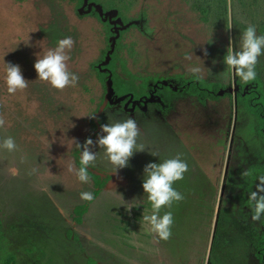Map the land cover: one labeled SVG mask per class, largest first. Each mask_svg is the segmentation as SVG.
<instances>
[{"label":"rangeland","instance_id":"1","mask_svg":"<svg viewBox=\"0 0 264 264\" xmlns=\"http://www.w3.org/2000/svg\"><path fill=\"white\" fill-rule=\"evenodd\" d=\"M107 21L116 34L125 30L129 70L169 88H158L145 111L131 113V101L114 98L96 77L106 64ZM249 24L264 35V0H0V142L12 137L17 146L0 149V264H261L264 216L252 221L248 196L264 175V54L248 84L223 63L229 41L238 50ZM68 36L75 43L67 65L79 81L57 90L38 79L34 63ZM5 63L20 66L27 89L7 92ZM198 83L220 85V97L200 101ZM127 117L146 150L112 173L93 147L90 170L110 181L77 224L75 208L88 203L80 194L95 186L69 171L78 169L74 141H96L102 124ZM177 153L189 168L173 185L184 199L162 209L174 224L171 238L158 240L142 219L152 214L144 167ZM134 200L140 206L127 209Z\"/></svg>","mask_w":264,"mask_h":264},{"label":"clouds","instance_id":"2","mask_svg":"<svg viewBox=\"0 0 264 264\" xmlns=\"http://www.w3.org/2000/svg\"><path fill=\"white\" fill-rule=\"evenodd\" d=\"M226 27L227 29L232 28L230 19ZM74 43L72 37H65L58 40L54 48L45 51L42 57H37L34 69L39 80L47 82L57 90L75 87L78 84V75L70 72L67 65V61L71 59L69 53ZM262 54H264V35H257L256 26L249 24L241 34L238 50H234L231 40L229 41L223 63L233 79L238 77L243 84H248L257 77L256 65ZM184 59L192 61L193 54L186 53ZM189 72L199 79L201 78L202 67H190ZM4 79L7 92L12 95L27 89L29 83L22 75L20 66L11 63H5ZM4 124L5 121L0 116V128ZM101 131L104 135L98 134L96 141L91 138L86 139L83 144L74 141L75 148L80 152V166L78 169L70 167L69 171L74 172L77 179L82 183L89 182V169L96 166L99 153L94 152L93 147H99L103 150L104 158L112 165V173L126 167L134 153L146 150L144 144L138 143L142 133L136 120L132 117L102 124ZM16 147L12 137H6L0 142V149L9 152L15 151ZM152 155L155 156V154ZM188 170V164L182 159L180 153L159 163H148L144 167L142 188L151 204L152 214L145 215L142 219L150 226L149 233H155L158 240L167 241L172 236L173 213L166 211L161 215V212L162 209H170L174 203L184 199V196L173 185L176 181L182 180L184 173ZM248 174V172L243 173L245 176ZM257 179L259 183L255 185L256 190L251 191L248 196L253 222L261 221V217L264 216V175H260ZM80 197L88 202L95 199L91 192H82ZM139 206L138 201L134 200L128 204L127 209L130 210L132 207Z\"/></svg>","mask_w":264,"mask_h":264},{"label":"trees","instance_id":"3","mask_svg":"<svg viewBox=\"0 0 264 264\" xmlns=\"http://www.w3.org/2000/svg\"><path fill=\"white\" fill-rule=\"evenodd\" d=\"M77 1L78 5L81 4H91L95 0H72ZM96 10V8L94 7ZM97 18L103 21V18L100 17L99 13H97ZM103 23V22H102ZM106 26V40L108 41L107 49L103 53V61L106 60V64L101 65V69H96V77L98 80L101 81V84L105 90L111 89L113 96L115 98H134L135 100L141 99H148L151 95V86L146 78L140 76L139 74H134L129 70L128 63H129V52L127 50L126 43H124V34L125 30H123L122 26H119L120 31L116 34L109 24V21L104 22ZM187 85V86H186ZM181 87L187 88L190 87L189 84L183 82ZM221 86L220 85H213L211 88L209 86L204 87L201 83H198V88L196 92L193 94L197 95L200 101L204 102L206 99L210 100H217L220 96ZM262 93L260 91L253 92L250 94L252 99L257 100L256 96H260ZM263 94L261 95V99H263ZM252 103V102H250ZM254 105V104H253ZM257 106V105H256ZM264 114L260 115L259 119L261 123L264 125ZM76 156V163L79 168V158L80 152L79 150L75 152ZM89 176L92 178L95 190L93 195L95 199L100 195L101 191L106 187L108 182L110 181V177H101L99 175L94 174L89 169ZM91 202L85 203L84 205L77 206L75 208V213L77 217L75 221L77 224L82 222V217L88 212L89 205ZM258 259L260 260L261 264H264V243L261 244L257 253ZM5 264H13L12 261H7Z\"/></svg>","mask_w":264,"mask_h":264},{"label":"flooded vegetation","instance_id":"4","mask_svg":"<svg viewBox=\"0 0 264 264\" xmlns=\"http://www.w3.org/2000/svg\"><path fill=\"white\" fill-rule=\"evenodd\" d=\"M104 17V16H103ZM128 67H129V64H128ZM184 82V81H183ZM181 82L180 85H179V89H182V90H186L185 88L181 87V84L183 83ZM150 84V83H149ZM188 84V83H187ZM151 86V95H150V98L148 99H141V100H135L134 98H125L127 101H131V103L129 102V104L127 106H130L129 108L132 107V112L131 113H136V112H140V111H145L146 109L144 108L146 105V102L150 101V99L152 98V95L155 94L157 92V89L158 88H162V89H166L168 90L169 88L168 87H165V86H161L160 84V81H157V83H154V84H150ZM225 89V88H224ZM245 92V91H244ZM246 94V93H245ZM115 98V97H114ZM118 99V98H116ZM128 108V109H129Z\"/></svg>","mask_w":264,"mask_h":264},{"label":"water","instance_id":"5","mask_svg":"<svg viewBox=\"0 0 264 264\" xmlns=\"http://www.w3.org/2000/svg\"><path fill=\"white\" fill-rule=\"evenodd\" d=\"M220 94V93H219Z\"/></svg>","mask_w":264,"mask_h":264}]
</instances>
